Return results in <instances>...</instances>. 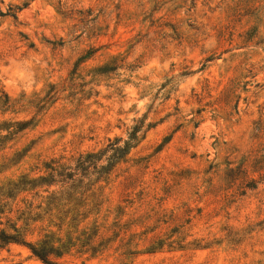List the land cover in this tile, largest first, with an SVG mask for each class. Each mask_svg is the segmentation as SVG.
<instances>
[{
  "label": "rangeland",
  "instance_id": "1",
  "mask_svg": "<svg viewBox=\"0 0 264 264\" xmlns=\"http://www.w3.org/2000/svg\"><path fill=\"white\" fill-rule=\"evenodd\" d=\"M24 178L0 264H264V0H0V187Z\"/></svg>",
  "mask_w": 264,
  "mask_h": 264
},
{
  "label": "trees",
  "instance_id": "2",
  "mask_svg": "<svg viewBox=\"0 0 264 264\" xmlns=\"http://www.w3.org/2000/svg\"><path fill=\"white\" fill-rule=\"evenodd\" d=\"M138 131H139V128L134 129V132L131 134L133 139L137 135ZM126 151L128 150L119 149L117 150V153H123L124 155ZM88 158L96 159V156L90 155ZM84 164L86 165V161L85 162L79 161V165L77 169L76 168L72 169V173L66 176V178L69 180L68 184L70 185L68 186L66 191L61 192V196H56L53 193L47 198V201L51 208H58L62 201H66V200L75 201V200H79V198L77 199L79 195L81 197L82 196L85 197L87 195V192L90 191L86 189L87 184L84 183L83 179L78 180V172ZM83 170L85 171L86 169H83ZM61 182H65V180H62ZM9 185L10 187L8 188L0 187V216L5 214V211L9 209L10 201L15 203L21 193L28 194L31 191L33 192L39 186V182L38 181H28L26 178H24L15 184L13 183V185L12 184H9ZM57 185L58 183H54L53 181V183L49 185L50 186L49 188L53 186H57ZM65 206L66 204H64V207ZM32 207H33V204L32 202H30L28 204V207H26L25 210H22L20 219H25L27 221L32 220V214H33ZM9 213L10 214L13 213L12 208H10ZM29 222L30 221L27 222L26 226H28ZM23 236L24 234L18 231L17 229H15V234H10L5 230H0V249L5 248L12 243L25 244L26 242L24 241ZM28 246H30L32 254L36 258H38L39 260H41L42 262L46 264H52L51 259L53 256H57V257L62 256V254L60 253V250L55 249L51 245L50 241L43 242L42 244L28 245Z\"/></svg>",
  "mask_w": 264,
  "mask_h": 264
}]
</instances>
